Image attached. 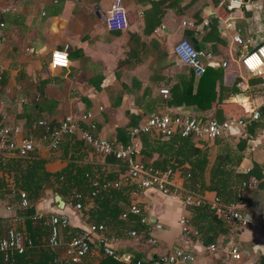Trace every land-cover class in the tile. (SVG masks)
Masks as SVG:
<instances>
[{
  "label": "crops",
  "instance_id": "0c3cea01",
  "mask_svg": "<svg viewBox=\"0 0 264 264\" xmlns=\"http://www.w3.org/2000/svg\"><path fill=\"white\" fill-rule=\"evenodd\" d=\"M115 1L0 0V9H8L5 13L0 12V21L4 23V26L0 27V126L19 127L18 138L30 136L38 142V148L33 155L46 160L44 168L49 173H56L71 162L77 166L89 167L95 178H111L109 179L111 181L121 178L126 171L123 162L115 160L111 162L109 160L111 158H97L89 147L83 148L78 144L68 143L65 138L66 143L64 142L61 148L56 151L49 149L47 145L41 143L47 133L42 127L36 126L37 121H54L56 125L65 115L88 113L96 123L97 136L127 145L129 138L125 141L118 138L117 130L123 128L132 119H137L139 124L154 111L176 113L177 107L167 105L165 97L160 94V90L167 88L164 81L158 80L157 76L169 78L188 72L187 68L176 59L173 48L179 41L185 39L186 30L193 29L195 34H202L208 28V24L202 26V23L213 17L219 18L222 28L228 22L233 23V29L225 30L223 33L222 28L220 29L226 46L222 47L223 56L213 57L218 63L227 62L224 68V84L230 86L239 78L241 79L238 83L239 89L240 84L247 85L245 92L240 89L238 95L226 101V104L232 107L226 105L225 115L227 118L243 116L242 104L245 103V98L251 99L259 106L263 102L258 95L259 85L248 83L251 77L244 72L239 63L240 55L247 48L243 51L232 41V36L237 30L241 37L245 34L246 37H242L244 40L252 39V43L260 40V43H264V32H250L240 10L228 12L220 5L221 0L216 4L212 0H199L185 11L184 9L187 8L185 5L189 0H174L175 5L165 11L160 25L152 32L146 33L142 13L150 7L148 1L157 0H120L125 9L126 27L110 30L105 18ZM247 8L250 6L248 5ZM179 9L182 11L179 12ZM197 11H200L202 18L199 25L194 24L195 20L192 18V13ZM130 36L137 37L145 47L119 70L118 63L125 59ZM190 40L197 42L194 38ZM38 41L43 43L41 48L35 50ZM197 44L206 50L201 43L197 42ZM64 45L69 46V67L51 70L49 68L51 52ZM236 46L240 48L239 56L234 54ZM170 62L171 64L168 65ZM116 71L120 72V80L115 76ZM150 76L153 78L150 79ZM132 78L141 82L140 88L133 91L123 90L121 83L130 84ZM95 84H99V89ZM254 92L257 95H254ZM36 96L57 101L52 116L46 117L35 108H31L37 101ZM118 97L121 99L120 105L113 107L112 104L116 103ZM214 111V107L206 111L205 117L213 118ZM191 116L202 117L197 113H191ZM129 130H126L127 135ZM252 134L258 136V148L250 154H247L246 149L237 168L239 170L248 169L253 162L264 166V120L256 125ZM193 141L196 147L208 154L206 168L199 176L204 189L197 193L206 199H211L215 196V192L206 187L211 182L210 173L216 156L226 152L237 153V140L230 135L216 141ZM5 155L6 159L17 157L15 154ZM140 159L146 165L159 162L166 166L168 163L166 158L156 153H152L151 156L141 155ZM184 167L189 166L185 163ZM174 173L176 185L186 189L184 184L189 179L185 180L186 177L178 170ZM114 191L119 193L113 197L108 195L109 192L104 193L110 198L105 206L119 208L121 213L131 204H136L141 209L142 215L153 225L146 227L149 233L145 235L146 232H141L137 241L127 235L129 230L125 231L122 228L118 230L114 223L107 225L108 234L120 237V243L116 247L117 255L87 256L78 264L105 262L130 264L133 258L141 260L144 264H152L158 257L171 255L176 249L189 252L193 256L192 261L176 264H264V261L261 262L262 259L264 260V202L243 207V210L260 219L258 226L250 228L216 225L215 227L210 222V216L196 213L193 209H185L180 199L175 196L163 195L155 189L140 190L128 185ZM56 196L59 195L53 196L54 205L53 203L48 205L43 199L40 201L48 210L57 209L62 213L65 211L62 215L69 219L72 229L68 233H62L64 240L77 228H86V225L95 222L91 216L98 210V205L94 203L93 198L86 197L82 203L84 213L81 214L74 209L64 210L65 202L61 199L64 202L62 207ZM9 198L10 196L8 199H0V218H8L14 213V208L11 211L6 208L8 204L12 205ZM182 217L187 218L193 229L198 231L209 229V233H203V237L220 232V228L224 229L225 232L219 234L211 243L216 246L214 252L207 251V247L211 244L204 245L202 240L196 241L182 234L179 226ZM109 220L111 221L110 217ZM8 221L3 233L10 227L11 220ZM20 223L14 226L17 227ZM157 225L160 229L155 228ZM23 229L25 228L22 226L19 230ZM150 238L156 242H149ZM232 247L238 249L239 260L232 259L230 255ZM118 248L120 252L117 251Z\"/></svg>",
  "mask_w": 264,
  "mask_h": 264
},
{
  "label": "trees",
  "instance_id": "16d2710c",
  "mask_svg": "<svg viewBox=\"0 0 264 264\" xmlns=\"http://www.w3.org/2000/svg\"><path fill=\"white\" fill-rule=\"evenodd\" d=\"M198 1L199 0H189V2L185 5L187 8L184 10L186 11L190 9V7ZM212 1L215 4L219 2V0ZM148 2L150 7L142 13L144 14L143 18L146 33L152 32L156 27H158L165 11L173 8L175 5L174 0H157ZM248 5L250 8H247ZM224 7L228 12L236 10L234 8L230 9L226 6ZM237 9L242 12L244 18L246 19V27L250 32H264V0H243L242 5ZM180 11L182 10L179 9V12ZM192 18L195 20L194 24L199 25L202 21L200 11L192 13ZM208 21V28L205 29L202 34H195L192 29L184 31V37L189 40L193 38L196 39L197 42L201 43L214 58H218L223 56L222 47L226 46V42L221 35L222 33H220L222 23L218 17L210 18ZM242 37L245 38V34H243ZM141 42L137 37L130 36L127 43L128 51L126 52L125 59L118 63L117 69L120 70V68L125 66L129 60L135 57L138 51L140 52L145 47V44ZM42 43L43 41H38L34 49L38 50L41 48ZM258 44H260V40L248 45L247 50L253 49ZM234 54L235 56L240 55V48L238 46L235 47ZM170 64L171 62L168 63V65ZM187 70V73H180V75H176L174 77L166 78L164 76H157L158 80L164 81L163 83L168 91V96L164 98L165 103L170 106H176V114L182 117L190 116L191 113H197L200 114L202 116L201 118L204 120L210 119L205 117L204 114L206 111L214 107L215 111L213 119L218 122H223L228 119L225 115V107L226 105H228V107H232V105L226 104V101L240 93L238 83L241 79H235L230 86H226L224 84L225 69L221 67L220 63L214 67H207L204 73L200 76L194 75L188 68ZM115 76L118 80H120L121 75L119 71H116ZM152 78L153 77L150 76V79ZM262 81L263 80L261 78L256 77L248 79V83L250 85L260 86ZM140 83L141 82L137 79L132 78L130 80V84L121 83V87L123 90H138L140 88ZM95 87L99 89V84H95ZM256 92H258V90H256ZM256 92H254V95H257ZM120 102L121 99L118 97L116 99V103H113L112 106L118 107ZM57 104V101L52 98L40 97L33 103L31 108H35L41 115L48 117L55 113ZM260 113L261 120L254 123L249 128L251 133H254L256 125L260 123V121L264 120V104H260ZM47 122L50 127H56L57 125H55L54 121ZM137 123V119H132L123 128L118 129V138H122L124 141L127 140V138H129V134H126V130H129ZM66 139V142L68 143H72L74 145L78 144L83 148L88 147L77 136L67 137ZM233 139L237 140V153L235 152L233 154L226 152L216 156L210 173L211 182L206 189L215 192V195L222 198L225 202H231L236 199L238 194H242L241 202L243 207H251L264 202V166L257 162H253L247 171L246 169H237L244 156V152L248 147V141L239 135H233ZM140 141L142 155L151 156L152 153H156L168 160L166 166L161 165L159 162L151 163L150 166L162 170L167 167L171 168L173 171L178 170L186 177L185 180L189 179V182L186 181L184 184L186 189L195 192H200L204 189L203 184L199 180V176L206 168L208 163V154L203 149L196 147L192 138L183 139L176 137L163 140L159 137L146 135L142 136ZM64 142L65 140L63 143ZM62 144L59 148H61ZM0 156L4 157H0V199H8V196H10L9 201L14 206V213L11 216L8 218H0V234L3 233V229H5L8 220H21L22 223L19 222L20 224H18L17 228L21 229L23 226L25 228L23 230L32 239L34 244V248L26 255L27 260H24L23 256H14V262L11 264H54L53 258L56 256V253L46 246L50 230L46 217L49 216V213L56 214L59 213L60 210H48L44 203L40 201L42 195L49 192L61 197V199L65 202L64 210L71 209L69 207V203H75L78 200L76 195L80 196L79 201L81 203L85 201L86 197L93 198L94 203L98 205V210H96L91 217L96 223H105L109 226L114 223L118 230H120V228L125 231L135 230L137 235L141 232H146L145 235L149 233L148 228L141 224L139 217L130 216L125 221L118 220L120 209L105 206L106 203L108 204L110 198L106 197L104 193L96 197H91V182L95 177L91 174L89 167H81L68 162L62 170L56 173H49L44 168L46 160L35 157L33 154H31L27 159L19 157L6 159L5 154H0ZM109 160L114 162L113 159ZM185 163L188 164V168L184 167ZM250 181H255L256 187H248ZM19 192L25 193L31 204L30 207H19ZM117 193L119 192L110 191L108 195L113 197V195H116ZM43 200L46 201L48 205L49 203H52L48 198ZM193 210H195L196 213H203L204 216H210V222L215 227L216 225L221 227L223 225H227L203 209ZM38 212H43L44 214L46 213V216H44L41 220H36L35 216ZM78 212L83 214V207ZM63 213L60 212V214ZM109 217L112 223L110 220L108 221ZM70 229L72 228L70 227L68 219V227L63 231V233H68ZM208 230L209 229H199L200 240H202L204 245L213 243L219 234L225 232L224 229L222 230L220 228V232L210 234L208 237H203V233H209ZM84 231V227L82 229L77 228L76 231H73L71 234L69 233L67 238L77 236ZM118 232L119 231H117V233ZM117 251L120 252V249L118 248ZM137 261L141 260L133 258L130 264H135ZM263 261L264 260L262 259L261 262ZM109 262L112 263V261ZM106 263L107 262L103 264ZM0 264H2L1 259ZM115 264L120 263L115 262Z\"/></svg>",
  "mask_w": 264,
  "mask_h": 264
},
{
  "label": "built area",
  "instance_id": "2783aa9c",
  "mask_svg": "<svg viewBox=\"0 0 264 264\" xmlns=\"http://www.w3.org/2000/svg\"><path fill=\"white\" fill-rule=\"evenodd\" d=\"M56 2V1H54ZM243 3V0H221L220 5L230 9H237ZM8 9H0L1 13ZM106 25L110 30H119L126 27L125 9L120 0H116L106 13ZM207 26L208 21L202 23ZM190 25V24H189ZM4 23L0 21V27ZM233 29V23L228 22L221 29ZM232 41L241 47L244 51L252 43V39H243L236 30L232 36ZM173 52L178 61L194 75L200 76L207 67H214L218 64L212 54L204 49L196 50L189 39L179 41L173 48ZM69 46L64 45L60 49L53 50L50 54L49 68L67 69L69 67ZM239 63L244 72L250 77L261 78L263 81L259 86V96L264 104V43H260L251 50H246L239 57ZM225 68L227 62L220 63ZM1 80V77H0ZM242 92L247 90V85H239ZM160 94L166 97L168 91L160 90ZM36 96L35 100H38ZM242 104L244 115L237 118H228L223 122H218L213 118L204 120L198 116H179L172 111L149 113L146 118L129 130V142L127 145L118 144L115 140H109L99 137L95 134L96 123L88 113H75L65 115L56 125L50 127L46 121H38L37 127H42L46 131L43 142L52 151L59 149L65 138L77 136L87 145L97 158L108 159L123 162L125 173L121 178L109 180L106 178L92 179L91 197H96L103 193L120 189L123 186H132L136 189H155L163 195H172L180 199L185 209H203L212 214L227 225L240 227H256L260 219L243 210L241 202L242 194H238L236 199L231 202H225L222 198L214 196L211 199L202 197L195 191L178 187L175 182L174 171L167 167L166 169L154 168L144 164L141 157V137L154 136L163 140L172 138H192L196 141H215L225 136L239 135L248 141L247 154L252 153L258 148V136L252 134L249 128L261 118L260 106L251 99L245 98ZM2 114V113H1ZM3 118V114L1 115ZM20 128L12 125L0 126V154H15L19 158L27 159L38 148L39 143L30 136L18 138ZM248 169H246L247 171ZM245 185V184H243ZM256 185L255 181H250L248 187ZM78 200L75 203H69V207L74 210H81L82 203L80 196L76 195ZM19 207L28 208L31 206L24 192H19ZM8 210L14 206L7 205ZM92 214V213H91ZM46 213L38 212L36 220H41ZM130 216L140 218L141 224L145 227L153 225L149 219L142 215L141 209L136 204H131L128 209L122 211L119 219L127 220ZM49 225V235L46 246L56 253L53 258L54 264H78L87 256H116V247L120 243V237L108 234V226L105 223H89L85 231L77 236L64 240L63 231L68 227V219L62 214L49 213L46 217ZM9 222V221H8ZM21 220L13 219L10 221V227L0 236V259L2 264H11L14 262V256H23L27 260V254L34 248L32 239L24 230L17 229L14 226ZM179 226L182 234L187 237L200 241V233L193 229L186 217L179 220ZM160 229V226H155ZM127 235L134 241H137L138 235L135 230H129ZM149 242L155 243L152 238ZM216 246L211 244L207 251L214 252ZM232 259L239 260L240 254L236 247L230 250ZM193 260L192 254L176 249L171 255L162 256L155 259L152 264H176L177 262H189ZM135 264H144L141 261Z\"/></svg>",
  "mask_w": 264,
  "mask_h": 264
},
{
  "label": "water",
  "instance_id": "95a60500",
  "mask_svg": "<svg viewBox=\"0 0 264 264\" xmlns=\"http://www.w3.org/2000/svg\"><path fill=\"white\" fill-rule=\"evenodd\" d=\"M190 42H191V44H193V46H194V48H195L196 50H200V49H202V47H201L200 45H198L197 42H196L195 40H190ZM55 198H56V200L58 201L59 205H61V206L63 207L64 202L61 200V198H60L59 196H56Z\"/></svg>",
  "mask_w": 264,
  "mask_h": 264
},
{
  "label": "rangeland",
  "instance_id": "374dc122",
  "mask_svg": "<svg viewBox=\"0 0 264 264\" xmlns=\"http://www.w3.org/2000/svg\"><path fill=\"white\" fill-rule=\"evenodd\" d=\"M55 194H52V193H47V194H43L42 195V197L40 198V200L41 199H46V198H48L49 200H51V202L53 203V205H54V200H53V196H54Z\"/></svg>",
  "mask_w": 264,
  "mask_h": 264
}]
</instances>
